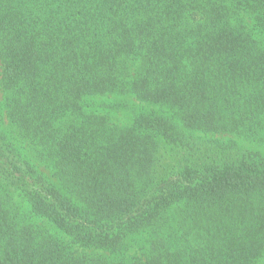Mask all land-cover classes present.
I'll use <instances>...</instances> for the list:
<instances>
[{
    "label": "trees",
    "instance_id": "16d2710c",
    "mask_svg": "<svg viewBox=\"0 0 264 264\" xmlns=\"http://www.w3.org/2000/svg\"><path fill=\"white\" fill-rule=\"evenodd\" d=\"M0 70V264H264V0H0Z\"/></svg>",
    "mask_w": 264,
    "mask_h": 264
},
{
    "label": "rangeland",
    "instance_id": "374dc122",
    "mask_svg": "<svg viewBox=\"0 0 264 264\" xmlns=\"http://www.w3.org/2000/svg\"><path fill=\"white\" fill-rule=\"evenodd\" d=\"M0 100H1V94H0ZM97 101H100V100H97ZM133 106L136 107V106H139V105H138V103H134ZM119 117H121V118H119ZM116 118L119 119L120 124H122V123L125 124L126 123V121L123 120L124 119L123 118V113L119 114V115L117 114ZM6 124H7V120L5 119L4 120V125H6ZM200 135H202V134H200ZM202 136L205 137L206 139H211V140H215V139L222 140V139H225L226 137H231L232 139H237V141L240 142L238 144L241 145V143H242V144L246 145V143L244 141H242L241 139H239L238 137H235V136H230V135L229 136H226V135H206V136H204V135H202ZM42 171H44L46 175H48V173H49V171L46 170V169H42Z\"/></svg>",
    "mask_w": 264,
    "mask_h": 264
}]
</instances>
